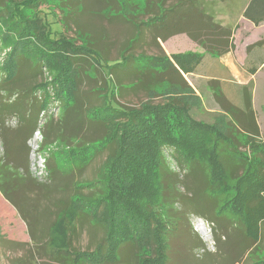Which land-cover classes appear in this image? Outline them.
<instances>
[{"label": "trees", "instance_id": "trees-1", "mask_svg": "<svg viewBox=\"0 0 264 264\" xmlns=\"http://www.w3.org/2000/svg\"><path fill=\"white\" fill-rule=\"evenodd\" d=\"M102 1L106 13L113 9L116 15L88 19L90 27L70 17L56 36L40 17L24 12L40 10L47 0H0V44L9 46L0 64V194L29 237L28 242H9L22 252L7 264H189L188 256H173L176 239L167 228L168 206L176 199L181 210L194 207L196 213L189 214L209 220L216 208L224 215L222 227L210 220L218 233L237 224L240 254L261 251L264 163L259 162L255 184V161L240 148L242 141L259 135L251 93L245 92L239 107L217 90L213 97L226 114L222 123L195 118L184 74L194 70L203 53L167 55L160 43L185 34L204 51L221 55L228 49L230 29L214 22L195 0ZM243 15L254 24L263 22L264 0H250ZM71 29L76 35H63ZM208 33L226 38L213 42ZM30 44L33 53H27ZM215 44L216 52L211 50ZM130 96L143 98L136 105L118 101L129 103ZM54 100L63 115L39 126ZM108 104L112 111L84 122L85 110ZM13 116L17 123L10 127L6 120ZM114 124L120 129L110 133ZM81 130L90 134L83 145L101 143L95 154L108 149L103 159H113L108 178L102 176L104 161L89 179L94 155L66 170L51 154L44 158L48 181H38L29 169L27 144L36 131L43 134L44 149L57 139L70 144L68 139ZM255 145L264 153V141ZM165 149L176 159L177 170L167 164ZM92 180L102 181L93 189L99 196L85 206L77 198L95 197L83 192ZM194 195L197 206L191 204ZM240 254L225 264H239L235 258ZM240 257L241 262L247 258L242 264H264V257Z\"/></svg>", "mask_w": 264, "mask_h": 264}, {"label": "rangeland", "instance_id": "rangeland-1", "mask_svg": "<svg viewBox=\"0 0 264 264\" xmlns=\"http://www.w3.org/2000/svg\"><path fill=\"white\" fill-rule=\"evenodd\" d=\"M123 1V0H120ZM138 3L139 0H124L121 4ZM130 1V2H129ZM196 4L206 13V4L207 6L211 4V0H195ZM225 0H221L224 2ZM233 1V0H229ZM5 2V0H4ZM102 0H86L85 4L81 0H47V3L43 5L40 10H30L25 14L28 16H38L44 21L46 30L51 28V31L57 34L59 28L62 25L67 23L70 17H75L81 25H86L88 27L92 26L89 21L92 18H98L99 16H107V15H116V12L113 9H110L106 13V9H104L101 4ZM142 3V1H141ZM2 5V3L0 4ZM129 8V6H127ZM224 9H228V5L224 4ZM234 7L230 8L232 11ZM237 7L234 9L236 10ZM96 10H103V14L96 13ZM124 8L121 12H123ZM124 13V12H123ZM2 11H0V31L3 27L2 24ZM237 18V17H236ZM235 18V19H236ZM5 19V18H4ZM89 19V20H88ZM89 22V23H87ZM243 27L239 28L243 30V33L250 35L249 40L264 42V22L258 23L256 25H251L249 23H238ZM44 35L47 31H43ZM65 36L71 38V36L76 35L73 33V30L64 31ZM239 39V40H237ZM245 39L238 35L236 37L237 40V52H233L230 55L233 59L234 68L231 70L227 69L228 65H226L224 59L222 60V56L214 55V57L210 56V58L206 59V54L202 47L196 45L192 42L188 36L185 34H179L165 41L162 45L167 55H173L178 53H204L203 58L200 63L194 68V70L188 74H184L185 79L189 83L190 90L188 93L190 96V102L192 103L193 109L192 114L195 118L206 121V123H213L218 121V123H222L226 114L221 111V108L218 102L213 97V94L219 90L232 104H235L239 107L243 106V99L245 92H249L252 95V108L255 115V120L259 127V135L256 138H253V141L249 142V140L242 141L243 146H241L242 154L246 155V158L254 162L256 165L252 172V181L253 183H258V175L260 173V163H264V153L259 152V146L255 145L261 141H264V47H257L256 51H251L252 60L244 63L242 65V58L244 56L243 52V44H245ZM243 42V43H242ZM77 43L80 44L77 39ZM34 46L31 44L27 48V53H33ZM9 51L8 47H3L0 44V64L5 57L6 53ZM216 56V57H215ZM213 59V60H212ZM222 60L220 63L219 61ZM227 66V67H226ZM254 67L253 69H249V67ZM223 68V69H222ZM229 72H228V71ZM47 76L45 72V77ZM44 77V75H43ZM49 79V78H48ZM213 82L215 84H213ZM241 86L242 88L239 89ZM245 86V87H244ZM246 88V89H244ZM248 90V91H247ZM243 93V99H239L238 93ZM3 92L0 91V95ZM133 96V95H132ZM131 97L130 102L127 103L123 99L118 101L120 103H125L128 105H136L143 98L142 96ZM52 97V96H51ZM142 97V98H141ZM53 98V97H52ZM109 101V100H108ZM241 101V102H240ZM57 100H54L47 111L45 113L42 112L43 118L40 120L39 126L44 125L49 120H58L64 113V109L57 103ZM107 103V100H105ZM94 110H85L84 117H86V122L93 120L95 113H103L110 110L109 104L106 108H97ZM55 120V121H56ZM59 121V120H58ZM17 123V119L15 116L10 117L6 120V125L10 127H14ZM84 126V125H83ZM111 128L110 133H113L117 128L120 129L119 126L109 125ZM89 128V127H88ZM42 133V132H41ZM39 131H36L33 138L28 141L29 146V169L33 176L37 178L38 181L46 182L48 181L46 177V170L44 166V158L54 154L59 165L64 169H68L69 167H74L76 163L81 162L82 160L87 159L89 156H93L91 160V164L88 166L92 171L89 174V179L93 178L94 173L97 172V168L100 164L105 161L103 160L106 154L109 152L105 147L101 150L100 153L95 154L96 149L100 148L101 143L99 141L90 142L88 144L83 145L90 137V134L87 130H81L75 138L70 137L68 141H71L70 144H67L64 140L57 139L52 143L46 145L44 149L40 148V144L42 142V135ZM93 137V136H92ZM81 142V143H80ZM103 143V142H102ZM96 150V151H95ZM95 151V152H93ZM3 153V147L0 140V156ZM164 156L166 157L167 164H169L172 168L177 170L176 167V159L171 154V151L165 149ZM113 159L106 158L102 169V176L108 178V173L110 168L112 167ZM260 162V163H259ZM94 179V178H93ZM97 183L93 185V183ZM92 183H86V186H89L88 189H83V192L92 191L95 194V197L92 199H88L86 197H79L77 201L82 205H90L95 199L98 198V194L93 189L97 188L102 184V181H95ZM93 185V186H92ZM206 198V201L210 197L209 192H205L203 195ZM180 201L176 199V201L168 206V217L170 220L167 228H170L171 232L175 236L176 244L175 251L173 256H188L189 264H199L200 261H204L206 264H225L226 259L228 261H232L235 256L241 253V245L238 244L236 240L237 232L240 228L237 224H231L228 232L221 229V231H217L216 227L211 221L217 222V224L222 227L223 222L222 219L224 217L223 214L217 213L216 208L212 212V218L210 220L206 217H200L197 214H189L196 213L194 211V207L187 208L185 210H181ZM191 204L193 206H197L199 204L198 197L194 195L192 198ZM177 212L178 214L176 215ZM189 214V215H188ZM188 215V216H187ZM187 217V221H186ZM190 227V229L187 226ZM204 226V227H203ZM204 231V235L198 231ZM205 229V230H204ZM220 229V228H219ZM198 236L203 244V248L201 244L196 242L194 235ZM0 264H7L9 259L14 256H18L21 254L22 250L18 246L9 243L10 241L17 240L20 241H29V237L27 235L26 225L23 220L18 217L16 211L13 207L6 202L0 194ZM216 236H218V245L216 246ZM173 242V238L170 240V243ZM259 243L263 248L261 251L255 250L251 252H243L240 256H250L252 259H256V255L259 258L264 257V225L261 226L260 230V238ZM208 251V252H207ZM207 252V253H206ZM226 256H229L227 258ZM239 258V264L242 262L246 263L247 258L241 262V257ZM243 258V257H242ZM249 261V259H248Z\"/></svg>", "mask_w": 264, "mask_h": 264}, {"label": "crops", "instance_id": "crops-1", "mask_svg": "<svg viewBox=\"0 0 264 264\" xmlns=\"http://www.w3.org/2000/svg\"><path fill=\"white\" fill-rule=\"evenodd\" d=\"M249 1L250 0H233V1L225 0L224 2H221V0H211V4H209L208 6L206 4V14L211 16L214 22L220 24L224 28L230 29V31H231V35L229 37L228 49L224 53L219 55L220 57L222 56V60L224 59L226 65H228V67L226 66L227 69L229 68L230 70H231V68L235 67L233 65V59H232V57L230 55H232L233 52H237V43H238L237 40H239V39L236 40V37L238 35H240V37L246 38L245 39L246 42H245V44H243L244 56L242 58V65L244 63H247L248 61L250 63V61L252 60L251 53H250L251 51H256L257 47H264V42H260L261 40L259 42L258 41H254V40H249L248 38H249L250 35L246 34V36H244L245 34L243 33V30L238 29V27L239 28L243 27V24H242V26H240V24H238V23H249L251 25H256L253 22H251L250 20L246 19L244 17V15H243L244 9L246 8V6L249 3ZM224 4L228 5V9H224V7H223ZM232 6L234 8L232 9V11H230V8H232ZM236 7H237V9L234 10ZM176 35H179V34H176ZM176 35H172L167 40H169L170 38H173ZM206 37L209 38V39L211 38L213 40V42H214V40L218 42V40L221 37L224 40L226 38L225 34L221 35V34H218V33L213 34V35L211 33H208V35ZM167 40H165V41H167ZM165 41L160 42L162 47H163L162 44ZM192 42H194V41H192ZM206 43H207V40H206ZM196 45H198V44H196ZM217 47H218V44H215V45H213L211 50H214L216 52V51H218L220 49V48H217ZM204 53L206 54V59H208V58L211 59L210 56H212V54L208 53L207 50L204 51ZM212 57H214V55ZM222 60H220L219 63ZM253 68L254 67H252V66L249 67V69H253ZM241 88L243 90V86H241L239 89H241ZM238 95H239V99L240 100L243 99V93L242 92H239ZM251 98H252V95H251Z\"/></svg>", "mask_w": 264, "mask_h": 264}, {"label": "bare ground", "instance_id": "bare-ground-1", "mask_svg": "<svg viewBox=\"0 0 264 264\" xmlns=\"http://www.w3.org/2000/svg\"><path fill=\"white\" fill-rule=\"evenodd\" d=\"M204 227V226H203ZM205 230V229H204ZM198 231L201 233V235H204L205 233H202L204 231H200V229H198Z\"/></svg>", "mask_w": 264, "mask_h": 264}]
</instances>
